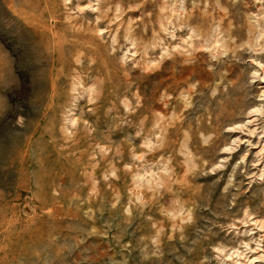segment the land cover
Wrapping results in <instances>:
<instances>
[{"label":"rangeland","instance_id":"obj_1","mask_svg":"<svg viewBox=\"0 0 264 264\" xmlns=\"http://www.w3.org/2000/svg\"><path fill=\"white\" fill-rule=\"evenodd\" d=\"M0 264H264V0H0Z\"/></svg>","mask_w":264,"mask_h":264}]
</instances>
